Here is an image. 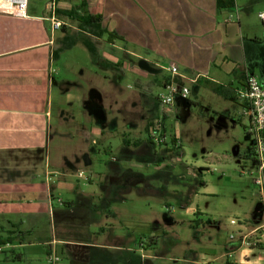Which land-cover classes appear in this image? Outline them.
<instances>
[{"label":"crops","instance_id":"0c3cea01","mask_svg":"<svg viewBox=\"0 0 264 264\" xmlns=\"http://www.w3.org/2000/svg\"><path fill=\"white\" fill-rule=\"evenodd\" d=\"M227 1L232 6H219V0H29L26 16L0 6V208L6 205L14 217L5 218L0 211V238L17 239L9 247H3L0 264H34V256L47 264V257L52 254L60 259L65 257L72 264L86 263L80 250L77 252L79 257L71 252L72 247L110 254L114 246L59 240L57 235L52 242L33 244L31 239L44 215L41 207L47 206L52 210L56 203L74 207L88 203V199H96V196L84 197L79 186L72 183L73 174L89 185L96 182L104 193L111 190L107 195L115 198L118 195L115 184L126 186V175L131 173V168L138 167L132 163L133 159L137 163L150 161L148 152L152 150L154 156L149 163L154 162L158 171L165 163V160L161 166L156 163L157 159L164 158L162 153L159 155V151L157 153L150 148L147 136L145 140L127 138L144 122L146 129L151 119L158 116V96L148 103V96L147 100L143 99L140 92L144 90L141 89L131 95L139 101L137 105L136 101L130 103L126 98L123 102L118 101L115 95H107L98 85L91 83L88 92L81 96L70 92L69 83L65 88L57 86L53 52L56 50L55 39L58 44L61 37H57V31H52L51 20H58L56 15L62 16L58 11L77 9L79 13L99 15L103 28L122 39L107 42L104 36L99 40L112 48L109 49L111 54L100 50L94 42L95 54L86 49L97 69L94 74L103 72L107 78L110 70L114 75L119 69L126 73L124 77H139L142 72L150 74L158 83L157 87L164 91L171 79L160 78V75L175 66L178 76L174 82L179 86L186 87L185 83H196L199 79L222 86L221 82L228 79L227 83H233L235 88L222 86L223 90L243 105L238 93L244 90L246 78L251 75L252 61L258 57L254 46L260 35H264V25L259 19V14L264 11V0H225V3ZM115 50L117 56L114 55ZM118 103H121V108L114 112L112 107ZM126 104L130 105L129 109ZM142 104L148 116H143ZM74 105L81 109L77 115L69 111ZM175 111L178 112L176 105ZM127 115L130 121L125 122L126 132L121 131L124 135L121 154L114 157L111 140L119 131V118L126 121ZM79 116L89 126L81 124V120L77 122L78 131L83 129L85 132L78 134L79 150L62 155L61 160L52 165L47 148L53 137L54 117L57 120L56 134L61 141L69 142L72 139L70 133L59 128L64 130L75 124ZM141 128L143 131L144 127ZM138 142L139 146L133 148L132 145ZM100 154L109 160H98ZM97 162L102 163L104 169H97ZM63 193L72 196L63 199ZM26 198L31 199L28 211L21 208ZM260 201L261 210H257L252 221L246 222L244 229L240 226V234H249L262 225L261 197ZM240 239L231 240L233 243L226 248V257L239 253L240 264L264 262L261 256L255 262L245 260L258 250L242 247ZM17 244L21 251L14 249ZM93 261L99 263L97 259ZM216 261L213 258L204 264H215Z\"/></svg>","mask_w":264,"mask_h":264},{"label":"rangeland","instance_id":"374dc122","mask_svg":"<svg viewBox=\"0 0 264 264\" xmlns=\"http://www.w3.org/2000/svg\"><path fill=\"white\" fill-rule=\"evenodd\" d=\"M0 6L7 9L12 7L6 2H0ZM56 17L60 23L62 22L61 29L57 31L58 38L64 37L63 31L69 34L78 31L77 23L63 16ZM56 41L57 39L54 44L57 49L59 45ZM92 41L100 50L110 53L109 49L112 48H108L105 43L96 39ZM256 42L254 49L258 50V57L251 62L249 74L264 84L263 33ZM113 52L117 56V50ZM54 68L57 72L55 77L57 86L65 88V84L69 83L70 92L77 96L86 94L90 83L98 85L107 95H115L118 101L120 99L123 102L126 98L130 103L136 101L137 105L139 101L131 95L139 93L141 89L144 90L140 92L143 99L147 100L148 96V103L150 99L163 92L150 74L140 72L139 77L133 75L124 77L126 73L118 71L119 69L114 75L110 70L107 78L103 72L94 74L97 69L92 63V58L86 48L79 43L61 52L55 60ZM95 76L99 77L92 78ZM167 77H170L167 72L160 75V78ZM227 80L221 82L222 86L234 89L233 83L231 85ZM224 82L227 84L223 85ZM185 86L189 90L188 103L176 99L177 113L165 116L158 102L159 114L151 121L148 119L150 122L147 129L144 122L137 127L136 132L127 135L131 140H145L148 129L155 119L165 117L162 126L167 137V147L165 145L157 147L153 142L155 151L157 153L159 151V155L162 153L165 160L161 171L154 168V162L149 163L154 156L152 150L148 152L150 161L137 163L136 159H133L132 163L138 167L131 168V173L126 175V179L128 178L126 186L115 184L117 186L115 189L118 190L115 198H112L111 194L107 195L111 190L104 193L96 182L89 185L78 175H71L72 183L79 186L84 192V197L96 196V199L94 201L88 199V203H83L85 205L74 207L62 204L59 206L58 203L53 204L52 210L47 206L41 207L44 215L31 239L33 244L38 246L44 242H52L57 235L59 240L84 244L96 242L115 247L110 254L101 250L94 253L91 249L72 247L73 254L80 257L81 253L85 256L86 263L81 264H97L93 261L96 259L99 261L98 264H103V261L106 264H204L213 258L217 260L215 264H240L239 253L229 254L232 255L231 258L225 254L226 248L231 247L235 239H240L241 235H244L240 234V226L231 225L230 222L241 221L244 229L246 222L252 221L257 210L262 208L259 189L250 176L254 172L253 162L244 158L250 156L254 140L246 132L247 120L242 116V105L219 94L224 87L206 79H199L196 83H185ZM108 104L106 101L107 107ZM129 104H126L127 109L130 107ZM118 108H121V103L112 107V110L117 112ZM69 109L74 115L81 111L76 105ZM146 111L142 104L143 116H148ZM125 117L126 121L119 118V131L111 140L114 157L121 154L124 138L121 131L127 129L125 122L130 121L128 115ZM134 119L132 117L133 123L136 122ZM79 120L81 118L75 124L64 128L65 131L62 127L59 128L70 133L72 137L69 142H64L56 134L57 120L54 117L53 137L47 148L52 165L61 160L62 155L79 150L80 143L76 142L78 134L85 133L83 129L78 131ZM81 124L89 127L85 124L84 118ZM141 126L144 127V132ZM174 137L179 140L180 148H173L171 140ZM97 159L106 162L109 157L100 154ZM101 165L102 163L97 162L96 168L104 169ZM198 169H203V173H197ZM199 180H202L204 188L198 186ZM61 196L66 199L72 195L63 193ZM29 202L31 199L26 198L21 208L30 210ZM0 211L3 213L1 216L14 219L6 205L1 207ZM231 236L234 237L233 241L230 239ZM18 248V244L15 245L14 249L21 251ZM258 256L264 257V251H255L245 260L255 262L260 258ZM60 260L61 262L57 264H72L65 257ZM32 261L34 264H46L37 256H34Z\"/></svg>","mask_w":264,"mask_h":264},{"label":"built area","instance_id":"2783aa9c","mask_svg":"<svg viewBox=\"0 0 264 264\" xmlns=\"http://www.w3.org/2000/svg\"><path fill=\"white\" fill-rule=\"evenodd\" d=\"M14 9L18 14L26 16L28 8V0H4ZM259 19L264 25V11L259 14ZM52 31L56 32L61 29V23L55 18L52 20ZM170 74V82L164 87L163 93L157 97L158 102L162 107V112L165 116L169 113L175 112L176 99L187 100L189 96V90L186 87H181L174 82V78L178 76V70L175 66H171L168 69ZM239 100L243 103L242 116L247 120L246 131L248 135L254 140V156L257 161L254 167V172L250 174L252 182L259 189V194L263 202L262 216L263 223L261 226L250 232L249 234L241 235L240 244L242 247L249 250H264V86L259 82L257 77L248 75L245 81L244 90L238 93ZM175 115V114H174ZM165 119L161 116L155 119V122L151 124L148 129V138L153 143L157 144V147L164 145L167 141V137L164 133L162 126V120ZM175 138V137H174ZM176 139V147L181 146L179 140ZM231 225L242 226L241 221L230 222ZM234 240V237H230ZM9 247L10 245H6ZM5 247V246H4ZM3 247H0V253H2ZM231 258V255H228ZM60 262V257L52 254L47 257V264H57Z\"/></svg>","mask_w":264,"mask_h":264},{"label":"trees","instance_id":"16d2710c","mask_svg":"<svg viewBox=\"0 0 264 264\" xmlns=\"http://www.w3.org/2000/svg\"><path fill=\"white\" fill-rule=\"evenodd\" d=\"M227 6L230 7L232 6V3L230 1H227L225 3V0H219V6ZM80 10H75L72 9L69 12L65 11H58L59 14L62 16L66 17L70 21H73L77 23L78 31L75 33L69 34L67 31H63L64 37L58 41L59 47L53 52V58L56 60L58 56L60 55L61 52L64 50L70 49L71 47L75 46L78 43H82L85 48L92 54L96 53V48L93 44L92 39L96 40H101L104 36L107 37L106 41L107 42H113L114 40H122L117 37L114 33L108 32L105 28L102 26V17L99 15H90L86 13H79ZM170 78V77H169ZM168 83V82H167ZM227 92L222 90L219 94L222 95L223 97L227 99H232L230 94H226ZM185 102L188 103V100H185ZM244 106V105H242ZM147 129V128H146ZM247 132V131H246ZM248 134V133H247ZM148 144L151 149L155 151L154 144L150 141V139L147 137ZM171 143L174 145L173 148H176V139H172ZM138 143H135L132 145L133 148H137L139 145ZM165 147H167V144H164ZM180 148V147H179ZM156 152V151H155ZM240 158V155L238 156ZM246 160H251L253 162V167L256 166L257 161L254 156V148H252V152L250 156L248 155L247 157H244ZM164 159H157L156 163L157 164H162ZM254 170V169H253ZM203 169H198L197 173H203ZM200 174V178H201ZM198 186L200 188L204 187V184L202 180L198 181ZM16 238L12 237H7L5 239L0 238V247H4L6 245H12L14 241H16ZM22 242V241H20Z\"/></svg>","mask_w":264,"mask_h":264},{"label":"bare ground","instance_id":"6f19581e","mask_svg":"<svg viewBox=\"0 0 264 264\" xmlns=\"http://www.w3.org/2000/svg\"><path fill=\"white\" fill-rule=\"evenodd\" d=\"M0 1H4V0H0ZM4 2H6V1H4Z\"/></svg>","mask_w":264,"mask_h":264},{"label":"flooded vegetation","instance_id":"af4514ba","mask_svg":"<svg viewBox=\"0 0 264 264\" xmlns=\"http://www.w3.org/2000/svg\"><path fill=\"white\" fill-rule=\"evenodd\" d=\"M148 125H149V124H148ZM148 125H147V126H148Z\"/></svg>","mask_w":264,"mask_h":264}]
</instances>
